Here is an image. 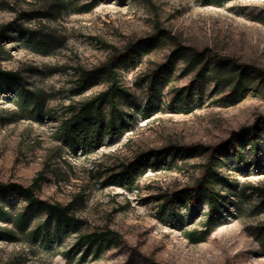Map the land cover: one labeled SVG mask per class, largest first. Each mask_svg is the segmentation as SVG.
Listing matches in <instances>:
<instances>
[{
	"label": "rangeland",
	"instance_id": "rangeland-1",
	"mask_svg": "<svg viewBox=\"0 0 264 264\" xmlns=\"http://www.w3.org/2000/svg\"><path fill=\"white\" fill-rule=\"evenodd\" d=\"M6 25L0 66L16 75L13 93L0 94V184L8 186L0 209L10 215H0V264H264V79L254 72L264 71V0H0ZM159 30V45L118 66L130 92L123 133L88 152L71 150L62 121L107 88L101 78L77 90L76 70L98 67ZM219 59L249 67V90L217 82ZM255 125L257 146L238 136ZM196 145L221 147L229 180L221 223H208L207 204L190 211L183 199L176 200L181 217H166L164 199L191 193L206 155L163 152ZM140 158L130 183L110 180ZM19 187L33 188L36 200L73 203L77 229L56 226ZM104 233L110 241L91 243Z\"/></svg>",
	"mask_w": 264,
	"mask_h": 264
},
{
	"label": "trees",
	"instance_id": "trees-1",
	"mask_svg": "<svg viewBox=\"0 0 264 264\" xmlns=\"http://www.w3.org/2000/svg\"><path fill=\"white\" fill-rule=\"evenodd\" d=\"M10 29H12V25L2 26L0 28V57L2 53H4V42ZM162 38L163 32L159 30L148 42L140 44L137 48L128 47L123 53H114L105 63L98 67L91 70H76L78 74L76 80L77 90H87L101 78L105 79L107 88L90 100L81 102L78 106L73 107L70 116L62 121L59 127V133L62 135L65 142L70 145L71 150L75 152H88L100 147L105 140L112 141L123 133L124 126L126 125L125 116L127 113L122 110V99L129 98L130 92L120 79L118 66L124 59L134 58L136 54L151 51L162 42ZM179 51L181 50H178L177 53H179ZM200 57V54L195 55L194 59L190 62L191 67H195ZM230 67L240 72L239 76L236 77L237 79L225 74V71ZM169 68L170 63L166 62L154 71L153 82L150 86L151 90H153L157 80L162 79L166 70ZM206 69V66L199 69L197 72L198 78L205 75ZM216 69L218 83L223 81V84L230 85L233 84L235 80L233 85L234 93L240 92V94H243L249 90L250 75L248 74L249 67L247 65L231 66L229 60L219 59L216 62ZM190 71H193V69H190ZM254 72L264 79V71L255 69ZM15 75L16 74L13 72L6 71L0 66V94L7 96L13 93L14 86L11 78L15 77ZM20 81H22V79H20ZM23 87L22 84L21 89ZM152 103H154L153 96L150 97L149 105ZM120 121L122 124H120ZM258 132L259 125H255L242 129L238 136L241 139L246 135L252 136L254 145L257 146L261 143ZM220 148L221 147L196 145L191 147H168L164 150V158L167 156H172L173 159H177L178 157L188 158L190 152L194 149L206 155L205 162H203L201 166L202 174L190 188L191 193L179 192V194H176L174 197H166L164 199V209L169 207L167 210L168 215L166 216L168 219L176 221L181 217L178 213L180 209L176 207V200L183 199L188 203L184 204V206L188 207L190 211L202 204H207L209 209L207 215L208 223H212L213 221L221 223V217L225 208L224 191L226 185L229 184V180L221 170L224 166V159L220 155ZM238 152H240V150H238ZM153 155L154 153L148 154L149 157ZM143 159L144 158H140L133 164L123 166L122 170L111 175L110 180L116 185L121 186L130 183L137 169L142 167ZM260 166L264 167V161L261 162ZM7 189L8 186L6 184H0V193ZM17 189L30 204H37L39 208L44 210L47 216L54 221L56 226H60V224H65L67 226L72 225L75 230L77 229L80 220L71 214L73 203L65 206L61 203L40 201L36 200L33 196V188L19 187ZM0 213V215L3 214L5 217H10L3 209H0ZM22 217L24 218L25 215ZM44 227H37L33 232L34 235H39ZM101 235H92L90 238L91 243H102L103 241L111 240L110 234L104 233Z\"/></svg>",
	"mask_w": 264,
	"mask_h": 264
}]
</instances>
